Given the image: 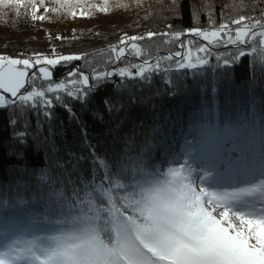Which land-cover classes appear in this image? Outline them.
Returning a JSON list of instances; mask_svg holds the SVG:
<instances>
[{
  "label": "trees",
  "instance_id": "1",
  "mask_svg": "<svg viewBox=\"0 0 264 264\" xmlns=\"http://www.w3.org/2000/svg\"><path fill=\"white\" fill-rule=\"evenodd\" d=\"M88 2L96 7L85 16H81L85 5L80 4L51 14L47 21L32 22L30 17L15 18L24 0H0V54H50L55 47L59 53L82 58L54 70L52 83L68 84L67 73L77 66L90 78L83 100L59 92L62 100L56 101V94L46 93L53 99L52 108H32L20 100L0 108V254L11 245L17 263L27 262L30 250L68 231L72 217L82 209L103 216L110 206L106 191L117 198L131 197L139 192L137 186L143 180L185 161L196 170L194 176L202 174L197 141L208 126L228 141L222 168L230 165V153H234L238 171L242 154L254 173L264 164L262 44L249 41L248 55L227 68L223 58L235 48H213L205 57L208 65L186 71L165 59L178 50L169 36L137 41L138 54L128 48L118 63L112 51L125 34L183 33L208 28L210 17L217 25L240 15L259 18L264 0ZM105 3L106 11H99ZM61 33L63 40L49 36ZM201 43L196 38V45ZM191 55L196 62L198 54L193 50ZM157 60L161 70L143 77L93 79L99 72L145 67ZM48 83L38 78L26 88L46 91ZM65 104L70 107L66 109ZM21 132L27 135L20 137Z\"/></svg>",
  "mask_w": 264,
  "mask_h": 264
},
{
  "label": "snow or ice",
  "instance_id": "2",
  "mask_svg": "<svg viewBox=\"0 0 264 264\" xmlns=\"http://www.w3.org/2000/svg\"><path fill=\"white\" fill-rule=\"evenodd\" d=\"M80 4L85 5L81 16L96 7L89 5L88 0H75V3L73 0H24L15 18L19 20L24 16L30 17L32 22H44L51 14L65 9L70 11ZM98 10L106 11V3ZM71 14L75 16L76 13ZM158 36L173 38L178 50L169 53L165 59L174 61L177 70L206 66L209 60L205 57L213 48L234 47L235 51L223 58V66L227 68L248 55L245 47H250L249 41L264 44V10L259 18L240 15L218 25L210 17L208 28L196 27L183 33L170 30L165 33L149 31L146 36L125 34L112 46L114 62H120L128 48L138 54L137 41ZM196 38L203 43L196 45ZM193 50L198 54L196 62L191 55ZM81 58L80 54L59 53L55 47L51 48L50 54H0V107L9 100H20L32 108L37 105L52 108L53 99L46 93L56 94L55 100L61 101L62 96L58 93L62 91L73 100L85 99L90 78L78 66L67 73L68 84L81 87L69 90L64 81L52 83L54 70ZM215 60L219 62L221 56H215ZM131 68L138 71L133 73ZM160 70L157 60L147 68L131 65L99 72L93 79L143 77L146 72ZM38 78L49 82L46 91L27 90L26 85ZM64 107L67 109L70 105ZM106 107L111 110L110 102H106ZM45 115L50 118L49 112ZM26 135L19 133L20 137ZM227 143L215 128L206 127L197 141L198 155L204 166L202 174L194 176L196 170L185 161L179 167H168L166 172L143 180L137 186L139 192L131 197L117 198L106 191L104 194L108 196L110 206L105 214L82 209L72 217L68 231L62 230L50 238L49 246L30 250L34 264H264V164L257 176L242 154L237 160L238 174L226 175L221 168ZM192 152L197 153V148L193 147ZM210 179L224 190L209 191L204 185ZM11 250L9 245L8 250L0 254V264H17L18 257H13Z\"/></svg>",
  "mask_w": 264,
  "mask_h": 264
},
{
  "label": "rangeland",
  "instance_id": "3",
  "mask_svg": "<svg viewBox=\"0 0 264 264\" xmlns=\"http://www.w3.org/2000/svg\"><path fill=\"white\" fill-rule=\"evenodd\" d=\"M72 32H73V31H72ZM72 34H73V33H72ZM58 36H62V33H61V34H58ZM262 45L264 46V44H262ZM148 66H149V65H146L145 68H147ZM66 86H67V88H68L69 90H74V89L76 88V87H74V86L71 85V84H66ZM38 91H39V90H38ZM62 92H63V91H62ZM65 93H66V92H65ZM11 102H12L11 100L7 101L4 107L8 106ZM0 108H3V107H0ZM232 155H233V154H232ZM233 158H234L233 156H230V160H231V161H233ZM234 174H236V173L233 171L232 174H231V176L234 175ZM257 176H259V175H257ZM209 186H210V187L207 188L209 191H217V192H219V191H223V190H224L220 185H219V186H213V185L209 184ZM49 243H50V240H48V241L46 242V244H45L43 247L49 246Z\"/></svg>",
  "mask_w": 264,
  "mask_h": 264
},
{
  "label": "water",
  "instance_id": "4",
  "mask_svg": "<svg viewBox=\"0 0 264 264\" xmlns=\"http://www.w3.org/2000/svg\"><path fill=\"white\" fill-rule=\"evenodd\" d=\"M27 87H29V85H27Z\"/></svg>",
  "mask_w": 264,
  "mask_h": 264
}]
</instances>
